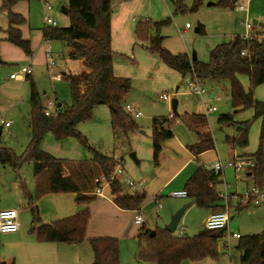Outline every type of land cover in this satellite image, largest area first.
Listing matches in <instances>:
<instances>
[{"label": "rangeland", "instance_id": "374dc122", "mask_svg": "<svg viewBox=\"0 0 264 264\" xmlns=\"http://www.w3.org/2000/svg\"><path fill=\"white\" fill-rule=\"evenodd\" d=\"M0 0V9L2 7ZM50 10L43 11L40 0L35 2H26L24 8L11 10L12 13L20 16H27L29 10L30 23L33 31L39 32L43 29L44 17L50 18L56 26L53 28L62 32H68L71 23L68 17L62 13V7L76 5L74 0H49ZM194 0H186L184 6L189 10L193 6ZM218 0H203V5L197 12L178 13L171 0H114L112 2L111 16V48L115 54L113 57V74L117 78L126 79L130 83V91L125 99V106L136 108L141 116L135 120L137 129L114 134L111 124V112L108 106L98 105L93 109L92 117L89 121L78 126V132L87 141L89 147L80 144L75 139H67L63 142H57L52 134H47L40 144V150L57 159L85 161L93 160V151L104 158L111 160L108 165L110 175H112L117 165L122 168L123 174L127 175L136 185V189L128 188V185L121 183L124 194L129 195L133 191H143L147 197L141 207L140 214L144 223L140 226L134 224L136 212H117L114 215L108 214L98 206L96 212L91 213L89 226L92 232L103 236L112 237L118 241L119 264H145L142 260L143 244L137 239L141 228L151 231L164 230L165 226L171 221V218L184 206H190L182 217L177 233H183L186 236H195L204 229V221L207 212L204 209L196 208L192 205L190 199H174L168 195L172 192L182 191L184 180L195 170L197 163L189 155L187 146L194 145L197 138L191 125L182 121L184 115L201 114L207 117L208 128L211 132L215 149L199 157L197 161L210 170L213 163L219 161H229L233 156L229 155L226 144V137H232L235 134L236 127L220 126L218 118L225 115H233L231 108L230 86L228 82L206 81L203 88L206 95L202 98L190 94V88L187 84L189 79H185L175 70L167 67L158 57L148 51L149 42H137L136 29L145 21H149L153 30L150 35H156L159 25V34L163 37L162 46L171 54L193 53L199 59H204L203 55H208L209 51L223 42H230L237 36L241 37L246 33L243 23H249L253 30L250 35L261 37L264 32V0H239L237 6H243L247 12H238L233 8H222L213 6ZM211 5V6H209ZM257 21L258 25L254 22ZM190 29L183 33L186 25ZM198 26H203L206 36L196 34ZM50 28V27H48ZM9 29L8 12H0V50L5 59L4 68L8 74L4 78L2 91L4 106L14 105L12 109L1 113L0 111V145L12 149L17 156L21 155L29 145L32 130L30 128L31 106H30V84L27 83L31 77L37 91L41 97V104L44 108L48 107L50 102L57 101L66 106L71 105V96L69 85L65 81L50 80L49 76H62L63 74H75L78 72V64L67 58V48L63 42L51 41L53 60L56 67L48 69L47 59L37 56V67L20 64L15 60V51L21 50L7 41L6 32ZM260 32V33H258ZM260 34V35H259ZM30 42V41H29ZM10 51L14 52V55ZM1 56V55H0ZM26 56V55H25ZM27 57V56H26ZM33 57V56H32ZM29 57V58H32ZM8 59V60H6ZM23 68H29L31 75L26 80V92L23 99L22 87L18 89L11 88L10 72L20 73ZM3 74L0 73V77ZM11 77V76H10ZM245 90L248 89V79L240 78ZM261 88V89H259ZM255 91L257 100L264 99V87H259ZM9 91V92H8ZM13 92V93H12ZM213 94V98L209 95ZM161 95H168L170 99L177 100V121L171 127L173 137L165 143L166 149L162 148L157 160L154 158L153 125L154 118H168L172 112L171 102L159 99ZM20 100L23 102H20ZM5 102V103H4ZM125 107V108H126ZM124 108V109H125ZM216 109L209 113V109ZM207 113V114H206ZM252 117L251 111H244L234 114L235 122H246ZM176 122V123H175ZM260 121H256L249 132V146L244 150H236L238 156L244 154H253L256 152L259 142ZM8 124L9 128H4ZM264 148V141H263ZM134 153L138 164L130 158ZM123 162L120 163L121 155ZM195 162V166L189 161ZM186 164V166H185ZM185 166V167H184ZM184 167V168H183ZM183 168V169H182ZM247 171H241L236 174L233 170H226L221 178L222 184L218 186V193H223L230 197L236 192H242L247 186H251L250 181L246 179ZM33 178L32 164L26 165L20 172L13 171L9 167H0V207L8 197H15L16 181ZM19 178V179H18ZM119 179V178H118ZM120 181V179H119ZM250 184V185H247ZM181 189V190H180ZM110 191V192H109ZM135 193V192H134ZM106 195L110 196L109 188ZM156 197L159 202H156ZM103 199L97 198L94 204H99ZM106 200H108L106 198ZM159 205V206H158ZM223 209L211 211L210 214L221 213L225 211V203L222 201ZM230 221L227 226L226 235L237 234L240 237L259 234L258 231L262 222L255 224L254 216L249 213L253 210H264V207H249L248 210H242L238 214L237 207L242 204L232 200ZM85 208V207H84ZM83 208V209H84ZM26 207L18 206L17 211L20 215V223L26 220L31 221L32 216L24 212ZM30 215V216H29ZM232 219V220H231ZM251 232H248V229ZM6 236H0V249ZM226 242V243H225ZM84 244H78L81 255L78 264L85 263V258L91 259L92 252L88 241ZM238 240L227 237L221 241L219 247L218 262L212 264H239L240 253L235 250ZM84 245V246H83ZM61 247H68L63 245ZM225 247H228L229 252ZM67 249V248H65ZM70 255L74 254L68 248ZM14 263L13 260L0 257V263ZM89 262V261H88ZM182 264H208V262Z\"/></svg>", "mask_w": 264, "mask_h": 264}, {"label": "trees", "instance_id": "16d2710c", "mask_svg": "<svg viewBox=\"0 0 264 264\" xmlns=\"http://www.w3.org/2000/svg\"><path fill=\"white\" fill-rule=\"evenodd\" d=\"M35 1L38 0H3L0 9V12H8L9 29L6 32L5 41L19 48L27 57H32L33 51L30 42L23 39L20 30L26 21L11 10L19 2ZM113 1L74 0L76 5L65 7L67 9L65 15L71 23L68 32L43 26V39L46 42H63L67 48V58L78 64L77 73L61 76V80L69 85L71 105L66 106L55 101L60 108L54 116L46 117L40 94L31 77L28 78L32 110L31 142L19 156L12 149L0 145V167L20 171L26 165L33 166L34 190L30 192L23 183L21 188L27 202L26 206L30 209L32 216L30 234L37 243L74 246L86 241V232L91 218L89 206L98 197L95 194L94 181L102 177L110 181L112 176L108 167L111 160L100 156L95 151H93V160L85 161L57 159L43 152L40 150V144L45 136L52 134L57 142L75 139L89 147L77 128L91 119L93 109L98 105L111 107V124L114 134L116 132L127 134L138 128L134 118L124 109L130 83L113 74L115 55L111 48ZM185 1L171 0L176 12H197L203 5V0H194L189 10L184 6ZM238 1L218 0L213 6L233 8L235 4L234 8H236ZM154 25L157 28L155 36L149 34L153 30L149 21L139 25L136 29L137 42H149L148 51L158 55L167 67L175 70L185 79L197 80L202 86L206 81L228 82L234 114L244 111L253 113L251 119L242 123L235 122L234 114L218 118L217 122L220 126L236 127L235 134L225 139L230 152L248 148L250 129L256 121L261 120L260 144L256 152L236 158H246L252 162L253 166L248 169L246 179L252 186L262 187L264 185V101L255 98V91L259 87H264V32L261 33V37L256 34L252 41H243L241 36H237L230 42H223L210 50L207 59H199L195 54L196 61H193V55L191 57L186 53L173 55L163 47L159 25ZM196 34L206 36L203 26H198ZM2 66H5V63L0 58V67ZM241 77L248 79L247 90L241 83ZM177 117L170 113L168 118L152 120L155 160L165 143L173 137L171 127L174 126ZM181 120L191 125L197 138L194 145L187 146L188 153L193 156L197 165L183 185L182 191L187 193L185 199L193 201L192 205L199 209L221 210L223 209L222 200L218 196L217 187L222 184L221 178L224 172L215 173L207 170L197 161L203 154L215 149L207 117L191 114L182 116ZM120 161L123 162L122 157ZM98 187L101 188V184ZM109 188L112 202L119 210L140 213L147 197L145 192L136 190L129 195L124 194L122 185L117 181H112ZM51 194H75L76 203L85 208L73 216L43 224L35 205L40 198ZM158 199L160 197H156L155 201L159 202ZM248 207L250 206L243 205L237 208L240 211ZM177 230L174 234H177ZM154 232L155 235L151 238V230L143 227L137 235V239L143 244L141 258L145 264L218 262L219 245L226 235L223 230L210 231L205 226L195 236H186L184 232L181 233L183 237L180 239L164 230ZM236 240L238 243L234 248L240 253L239 264H264V230L259 234L239 237ZM88 243L93 256L92 264H119L117 239L93 238Z\"/></svg>", "mask_w": 264, "mask_h": 264}, {"label": "crops", "instance_id": "0c3cea01", "mask_svg": "<svg viewBox=\"0 0 264 264\" xmlns=\"http://www.w3.org/2000/svg\"><path fill=\"white\" fill-rule=\"evenodd\" d=\"M25 3L26 2H19L12 9L17 7V9L22 8V10H23V8H24L23 6ZM22 17L25 19L26 22L23 26L20 27V30H21L23 39L30 41L31 48L33 51V57L32 58L26 57L22 51H20V52L15 51V57L16 58L13 61H16L20 64L30 65L31 68L37 67L38 66L37 56L39 55V56L45 57L47 44L45 43V40L43 39L42 30H40L39 32L32 30L31 23H30L29 10H28L27 16H22ZM256 23L258 25L257 21H256ZM10 52H11V54L14 55L13 51H10ZM0 55H1L0 57H2V49L0 50ZM2 59L5 60L3 57H2ZM45 59H46V57H45ZM6 60H8V59H6ZM0 73L3 74V76L0 77V89L3 90L4 78L6 77L8 72L4 68H1ZM13 74H15V72L11 71L9 78ZM10 80H11V88L12 89H16V88L18 89L19 87L23 88L22 95H21L22 96L21 99H23L25 96V92H26V85L24 83H26L25 81L27 79L26 80H12V79H10ZM27 83H28V80H27ZM243 87H245V86L243 85ZM259 89H261V88H259ZM213 97H214L213 94L209 95V98H213ZM3 99L4 98L2 96V91H0V111H1V113L7 111L9 108L12 109V107L14 106V105L4 106V104L2 103ZM259 101H264V99H259ZM20 102H23V100L22 101L20 100ZM252 116H253V113H252ZM258 121L261 122V120H258ZM260 126H261V123H260ZM1 132H2V130H1ZM163 148L166 149V146L164 145ZM227 150H228L229 155L233 156L231 159L239 157L238 156L239 152L238 153H236L235 151L230 152V150L228 148H227ZM121 157L123 158L122 155H121ZM192 159H194V158L192 157ZM231 159H229V160H231ZM217 161H219V160H217ZM189 162L192 163L191 160ZM198 162L200 163V161H198ZM214 163H213V165H214ZM185 166H186V164H185ZM212 166H211V168H212ZM188 178H186L184 180V183ZM22 183L26 186L27 190H29L30 192H32L34 190V180H30L28 178L22 179L20 177L19 181H16V183L14 184L15 189H13V192L16 193L15 197H13V198L8 197V202L6 203L4 201L2 203V207H0V211H2V210H16L17 211L18 206H24V207H26L24 212H28L31 215L30 209L27 208V206H26L27 202L25 200V196H24L23 190L21 188ZM250 184H247V185H250ZM251 186H252V184H251ZM247 187H250V186H247ZM108 189L109 188H104L103 193H102V197H100V196L97 197V198L103 199L102 202L100 203V205L99 204L96 205V204H94L96 202H94L89 206L90 213L96 212V210L98 209V206H101L103 211H105L106 213L111 214V215H114L117 212H124V211L119 210L113 204L111 194H110V196L105 194ZM141 192H143V191H141ZM106 198L108 200H106ZM35 206H37V208H38L39 215L41 218V222L43 224L52 223L56 220L73 216L76 213L83 210V208H84V206H81V205L76 203V195L75 194L46 195V196H43L42 198H40L37 201ZM189 208H190V206H189ZM248 209H249V207H248ZM248 209L244 208L242 210H248ZM242 210L239 211L237 209L238 214L241 213ZM206 212H207V216H206V219H207L210 216L211 210H206ZM249 215L254 216L255 224L262 222V226L258 231H260L261 229L264 230V210L263 211L253 210L249 213ZM90 220H91V218H90ZM31 221L26 220V217H25L24 221L20 223V215L18 212L19 231L14 233V234H7V235L0 234V236H6V238L3 242V245L1 246V249H0V257L3 260H5V259L6 260L7 259L13 260L14 264H78V261L82 260L81 255L79 253L80 249H79V247H74L75 245L74 246H68V247H61L63 245H58V244H54V243H48V244L37 243L35 241L34 237L31 236V234H30ZM134 224H135V222H134ZM90 228L91 227L88 225L87 232H86V240L87 241H89L90 239H93V238H112V237H97V236H103V235L93 233L92 229H90ZM178 228H179V225H178ZM247 229H248V232H251L250 228H247ZM114 239H116V238H114ZM222 241H224V240H222ZM80 244H84V243L82 242ZM77 246H79V245H77ZM220 246H221V243H220L219 247ZM65 248H67V249H65ZM68 248H70V250L73 252L74 259H73V255H70L71 253H68V251H66V250H68ZM225 249L227 252H229V250H230L228 247H226ZM84 261L87 264H92L93 256H91L90 260H89V258L86 257ZM208 264H212V263L208 262Z\"/></svg>", "mask_w": 264, "mask_h": 264}, {"label": "built area", "instance_id": "2783aa9c", "mask_svg": "<svg viewBox=\"0 0 264 264\" xmlns=\"http://www.w3.org/2000/svg\"><path fill=\"white\" fill-rule=\"evenodd\" d=\"M49 0H40L42 8L44 13L47 10H50L49 6ZM238 12H247V10L243 6H237L235 8ZM246 33L242 36L243 41H252L255 39V36L250 35L249 32L253 30L252 26L244 22L243 23ZM43 26L45 28L48 27H55L56 23H54L50 18L44 17L43 19ZM190 29V26L187 24L185 26V29L183 30V33H186L187 30ZM47 44L45 56L47 59V67L48 69H52L56 67V63L53 60V55L51 48L49 47V43L45 41ZM204 59H207V55H203ZM31 75V70L29 68H23L20 73H15L11 75L12 80H21L24 78H27ZM50 80L54 81H60L61 76H49ZM187 84L190 88V94H194L195 96H198L199 98H202L204 95H206L205 89L199 84V81L197 80H191L190 78ZM162 101L171 102L172 99L168 95H161L159 97ZM58 107L56 102H50L48 104V107L44 110V115L46 117H52L57 113ZM126 112L130 114L134 119H137L141 116V113L136 110V108L127 106L125 108ZM209 113L215 112L216 109L211 108L208 110ZM207 114V113H206ZM9 125L4 124V127L7 128ZM121 163V161H120ZM192 164L195 166V162ZM121 165V164H120ZM120 165H117L116 171L110 176V181L107 180L105 177H102L101 179H96L94 181L95 183V194L96 196L102 197L103 189L109 188V185L112 181H117L120 184L125 183L128 185L131 189H136L135 183L125 174L122 172V168ZM253 164L249 159L246 158H236L233 161L228 162H222V161H216L212 168L210 170L214 171L215 173H223L226 170H233L236 174H238L241 171H248L250 167H252ZM120 181H119V179ZM101 184V188L98 187V185ZM171 198L174 199H185L187 197V193L185 191H177L172 192L168 195ZM218 196L221 198V200L225 203V211L221 213H216L210 215L204 222V226L207 230L215 231V230H223L226 232L228 223L230 221V213L233 210L231 208V202L232 200H235L236 202L242 204V205H249L250 207H258L262 208L264 207V185L262 187H256V186H250L246 187L245 190L242 192H236L235 194H232L230 197L225 196L223 193H218ZM159 206V205H158ZM135 224L137 226H140L144 223V219L140 213H137L135 216ZM19 231V223H18V212L16 210H2L0 211V234L7 235V234H14ZM174 236L177 239H180L183 237L181 233L174 234ZM235 238L238 239L240 236L237 234L232 235H225V238Z\"/></svg>", "mask_w": 264, "mask_h": 264}, {"label": "water", "instance_id": "95a60500", "mask_svg": "<svg viewBox=\"0 0 264 264\" xmlns=\"http://www.w3.org/2000/svg\"><path fill=\"white\" fill-rule=\"evenodd\" d=\"M211 6V5H209ZM62 12L63 14H66L67 13V9L65 7H62ZM255 25H257L256 21L254 22ZM193 61H196V57H195V53H193ZM177 100H172L171 101V107H172V114L173 115H177ZM58 108H60V105H58ZM109 109H111L110 106H108ZM1 128H0V135H1ZM130 158L135 161L137 164H138V161L136 160V157H135V154L132 153L130 154ZM189 206H184L182 209H180L172 218H171V221L168 225L165 226L164 228V231H166L167 233H170V234H174L178 228V225L182 219V217L184 216V214L186 213V211L188 210ZM155 235V232L154 231H151L150 233V236L151 238L154 237ZM0 264H7L5 262H2ZM10 264H14V263H10Z\"/></svg>", "mask_w": 264, "mask_h": 264}]
</instances>
